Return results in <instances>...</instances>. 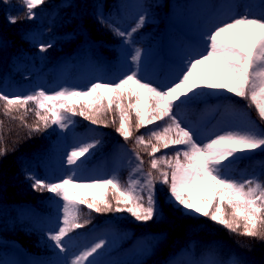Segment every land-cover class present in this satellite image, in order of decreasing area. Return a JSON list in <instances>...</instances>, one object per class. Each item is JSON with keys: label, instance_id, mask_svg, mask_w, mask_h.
Masks as SVG:
<instances>
[{"label": "trees", "instance_id": "16d2710c", "mask_svg": "<svg viewBox=\"0 0 264 264\" xmlns=\"http://www.w3.org/2000/svg\"><path fill=\"white\" fill-rule=\"evenodd\" d=\"M95 1L102 6V12L97 16L81 15L79 8L83 0H44L32 10L35 18L29 19L21 0H0V93L23 96L41 89L49 93L63 88L84 90L90 85L85 76L92 71L101 73L99 82L117 81L125 68L120 54L126 49V36L133 28L137 30L131 34L130 40L134 37L132 45L139 46L144 45V39L150 33L159 31L162 51L169 57L177 46L167 28L173 25L180 9L188 8L196 0H164L163 8L157 6L158 0H145L147 10H161L162 22L143 28H137L133 11H123L129 0ZM262 12L264 0L260 5V14ZM8 14L16 18V23L9 22ZM117 30L124 32L125 36L119 35ZM183 39V42L188 41ZM174 67L169 62L163 64L153 84L163 88ZM182 101H177L174 113L178 110L184 113L183 126H197L203 110L218 103V113L208 127L215 128L221 114L229 109L244 113L250 124L254 121L264 130V121L259 119L255 109L248 108L247 101L232 93L215 97L204 91L197 96L190 94ZM27 109L5 115L4 102L0 101V264L23 250L27 251L32 264H67L84 249L91 232L104 227L130 233L114 250L113 264H172L182 248H187L192 259L200 264L208 258L217 264H264V240L233 233L208 217L185 215L181 208L166 200L168 186L160 183V173L151 168V160L160 159L165 153L171 156L174 149H161L153 157L150 146L145 147L136 141L140 135L148 141L152 130H159L170 121H158L137 130L133 114V135L126 140L117 131L120 116L115 106L111 111L106 108L100 112L90 111L88 114L99 121L97 124L76 115L66 121L68 127L64 129L58 125L45 128L33 110L35 105L30 103ZM37 125L39 131L35 130ZM82 140L86 141L84 144L96 145L92 148L94 154L90 164L98 166L103 161L108 177L116 147L127 144L138 153L142 165L155 179L157 203L163 209V217L143 222L128 212L98 213L81 205L78 222L84 226L69 233L72 239L67 250L60 252L49 239V234L54 232L62 218V202L46 190L33 188L29 177L47 181L65 176V157L71 151L70 144ZM226 166L227 174L237 180L264 179V151L257 149ZM160 167L169 170L163 164ZM87 171L81 175H86ZM129 175L130 169L124 168L113 178L118 179L121 186H127ZM77 193L75 190V195ZM80 195L81 199L91 201L93 197H103L104 191H81ZM107 199L115 207L111 189ZM150 236L156 240L151 254L125 258L124 252L137 238ZM69 237H65V241Z\"/></svg>", "mask_w": 264, "mask_h": 264}, {"label": "snow or ice", "instance_id": "6c2138e0", "mask_svg": "<svg viewBox=\"0 0 264 264\" xmlns=\"http://www.w3.org/2000/svg\"><path fill=\"white\" fill-rule=\"evenodd\" d=\"M43 2L21 0L29 19L35 18L32 10ZM8 19L10 23H16L15 17ZM143 23L141 17L137 28ZM136 30L133 28L127 34L126 42H130L131 34ZM117 31L125 36L124 32ZM132 60L135 62L133 70L117 81L94 82L84 90L63 88L49 93L41 89L23 96L0 93L5 115L14 110H28L27 106L32 103L38 120L45 128L58 125L64 129L68 127L66 121L76 115L97 124L99 121L88 113L105 108L111 111L115 106L120 116L117 131L126 140L133 135V114L137 130L158 121H170L161 129L152 130L148 141L143 135L136 141L145 147L150 146L153 157L161 149H174L171 156L165 153L160 159L151 160V168L160 173V183L168 186V202L182 208L186 214L208 217L233 233L264 240V179L237 180L227 174L225 164L231 158H237L238 153L257 149L264 151V130L253 121L244 131H227L200 141L174 114L177 101L183 102L182 98L208 88L242 98L247 101V107L254 108L259 119L264 121V12L259 15L250 12L232 15L207 29L202 35L201 48L188 54L175 80L163 88L140 75L139 49L135 50ZM35 130H40L39 125ZM95 146L94 143L75 146L67 154L66 163L78 166ZM161 164L170 171L161 168ZM147 177L139 188L141 181L138 179L130 180L127 186H121L116 178L80 183L75 170L47 181L29 178L33 181V188L46 190L62 202V218L54 232L49 234V239L60 252H65L72 239L69 233L84 226L78 222L81 205L98 213L128 212L143 222L162 218L163 209L155 197V179L151 173ZM77 189H101L104 196L99 199L93 197L91 201L77 198ZM109 189L115 199V207L107 199ZM65 237H69L68 241ZM103 247V241L86 247L75 254L71 264H99L96 256Z\"/></svg>", "mask_w": 264, "mask_h": 264}, {"label": "rangeland", "instance_id": "374dc122", "mask_svg": "<svg viewBox=\"0 0 264 264\" xmlns=\"http://www.w3.org/2000/svg\"><path fill=\"white\" fill-rule=\"evenodd\" d=\"M163 2L164 0H158L157 6H161L163 8ZM65 3L70 4V1H66ZM260 4H262V0H197L189 8L180 9L173 19V25H170L167 28L168 32L172 34L173 40L178 48L175 49L169 57H165L162 51L163 41L161 40V35L158 34L159 31H156V34L150 33L144 39L143 46L132 45V41L134 40L133 37L131 42L128 43L126 50L122 51L120 54V61L125 66V69L122 70L121 77L133 70L135 62L132 60V56L135 54V50L139 49L140 63L138 67L140 75L146 80L152 82L163 63L169 62L170 64L175 65V67L170 73L168 82L164 84L163 87L171 84L185 63L188 54L201 48L202 35L207 31V29L232 15H239L244 12H250L252 14L259 15ZM127 10H131L135 13L137 23L139 22L140 18L143 17L144 23L141 28L153 23L158 24L162 22V17L160 15L161 10L158 8L147 10L145 7V0H129L127 6L123 8L124 12ZM79 12L82 16H97L102 12V6L95 0H83L79 8ZM10 16L11 15L8 14V18ZM182 35L187 37L189 41L181 42ZM100 79V74L94 76L92 72L88 73L86 76V80L90 83H94L96 80L99 81ZM204 91H208L215 97H221L227 93L226 91H216L208 88H202L198 90V94L192 96H197ZM218 110L219 104H215L207 109H204L203 114L199 119V125L197 127H186H189V129L193 131L194 135L197 136L200 141H206L213 138L215 135L223 134L227 131H244L251 125L243 113L225 109L220 116L217 127L209 128L208 124L212 118H214ZM174 114L178 120H183L184 113L182 111H176ZM257 127L262 129L260 126ZM84 142L85 140H82L81 142L73 141L70 145L71 150L77 145H83ZM249 153H238L237 157H245L248 156ZM93 154V150L91 149L90 152L86 154V157L82 158L83 163H79L78 166L68 165L65 159L66 175L71 170H75V175L78 177L77 182L80 183H91L94 180L107 178L108 176L105 175V166L103 161L97 167L91 166L90 160L93 159ZM235 159L236 158H231L230 162ZM227 163L228 162L226 161L225 164ZM124 168L130 169V176L128 178L129 182L132 179H138L141 181V184L137 186L138 188L141 187L148 178V172L141 164L139 155L127 144L119 145L112 152V169L110 172V177L108 178H113ZM88 169L89 171L86 173V175H81ZM94 190L99 191L101 189H77L78 193L76 194V197L80 198L81 191L88 192ZM155 197L158 201L157 188L155 191ZM166 200L168 201V194L166 195ZM181 210L185 215L200 217V215L186 214L182 208ZM129 235L130 233H119L112 228L105 227L101 230H95L91 233L85 248L103 241L104 247L98 250L99 254L96 256V259L99 264H113L114 259L116 258L114 250H116L118 245L124 242ZM155 243L156 240H153V236L138 238L132 243L131 247L124 252L123 255L125 258L149 255L153 252ZM89 259L92 258L90 257ZM5 264H27L26 251H23V253L20 254H15ZM172 264L198 263L192 260L190 251L186 248H183L177 253ZM202 264L217 263L214 260L208 258Z\"/></svg>", "mask_w": 264, "mask_h": 264}]
</instances>
